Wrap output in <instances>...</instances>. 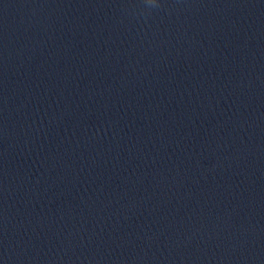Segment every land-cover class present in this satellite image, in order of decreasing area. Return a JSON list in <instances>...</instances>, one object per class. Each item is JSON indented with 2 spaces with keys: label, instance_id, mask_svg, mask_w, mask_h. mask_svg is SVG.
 <instances>
[{
  "label": "water",
  "instance_id": "obj_1",
  "mask_svg": "<svg viewBox=\"0 0 264 264\" xmlns=\"http://www.w3.org/2000/svg\"><path fill=\"white\" fill-rule=\"evenodd\" d=\"M0 264H264V0H0Z\"/></svg>",
  "mask_w": 264,
  "mask_h": 264
}]
</instances>
